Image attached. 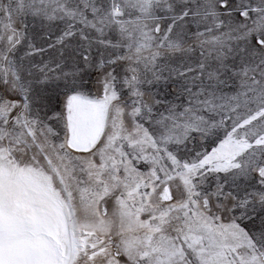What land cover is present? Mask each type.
Wrapping results in <instances>:
<instances>
[{"label":"snow or ice","instance_id":"snow-or-ice-1","mask_svg":"<svg viewBox=\"0 0 264 264\" xmlns=\"http://www.w3.org/2000/svg\"><path fill=\"white\" fill-rule=\"evenodd\" d=\"M0 264H264V0H0Z\"/></svg>","mask_w":264,"mask_h":264}]
</instances>
